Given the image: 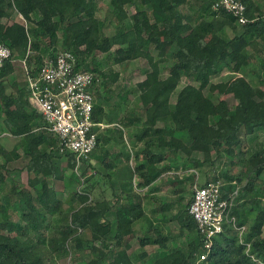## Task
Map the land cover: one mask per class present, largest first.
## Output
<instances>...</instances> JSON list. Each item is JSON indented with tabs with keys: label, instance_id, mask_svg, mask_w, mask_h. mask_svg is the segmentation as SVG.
I'll return each mask as SVG.
<instances>
[{
	"label": "trees",
	"instance_id": "trees-1",
	"mask_svg": "<svg viewBox=\"0 0 264 264\" xmlns=\"http://www.w3.org/2000/svg\"><path fill=\"white\" fill-rule=\"evenodd\" d=\"M216 1L0 0V40L12 51L0 73V135L19 138L21 144L20 150H8L0 141V264L65 259L70 264H264V5L239 0L249 20L241 25L232 14L214 11ZM101 2L110 9L104 19L97 15ZM128 8L135 13L130 15ZM15 14L26 25L12 21ZM109 26H114L112 36L106 34ZM65 51L77 57L78 69L99 80L94 120L136 129L134 172L147 195L184 157L183 164L198 168L221 165L204 184L220 183L222 199L232 203L234 224H225L210 249L189 213L193 191L188 203L185 189H179L176 200L154 198L145 208L136 195L125 199L128 204L115 195L93 201L91 186L72 193L65 204L58 184L67 171L75 172V156L60 153L58 138L29 102L26 79L24 85L14 82L16 90L8 92L15 62L26 60L35 75L45 59ZM99 54L107 64L148 63L145 79L135 89L141 115L112 110L110 116L108 94L120 75L102 71ZM163 64L169 65L166 76ZM227 71L236 75L213 83ZM184 79L190 84L178 91ZM226 94L237 101L234 109L219 99ZM102 140L98 136V146ZM95 153L86 162L88 169H93ZM196 153L203 159L194 158ZM107 155L102 161L110 169ZM18 161L25 162L29 177L23 188L10 176V165ZM166 161L169 165L159 167ZM156 215L161 216L158 224ZM139 222L146 223L142 234ZM173 222L180 224L179 235L165 230ZM180 236L187 240L178 245ZM134 240L144 251L131 253ZM152 246L158 250L145 251Z\"/></svg>",
	"mask_w": 264,
	"mask_h": 264
},
{
	"label": "built area",
	"instance_id": "built-area-1",
	"mask_svg": "<svg viewBox=\"0 0 264 264\" xmlns=\"http://www.w3.org/2000/svg\"><path fill=\"white\" fill-rule=\"evenodd\" d=\"M213 10L232 14L241 25L249 22L246 6L239 0H218ZM20 18L26 24L21 15ZM11 56V49L0 40V73ZM23 64L31 106L42 116L47 130L58 138L60 153L75 156L78 170L97 149L100 131L111 126L93 117L99 80L95 73L78 69L77 57L67 51L45 59L35 75L26 60ZM231 207V202L222 199L219 182L195 183L189 213L204 236L207 249L224 232L226 223L234 224V218H230ZM240 231L242 234L244 229Z\"/></svg>",
	"mask_w": 264,
	"mask_h": 264
},
{
	"label": "rangeland",
	"instance_id": "rangeland-1",
	"mask_svg": "<svg viewBox=\"0 0 264 264\" xmlns=\"http://www.w3.org/2000/svg\"><path fill=\"white\" fill-rule=\"evenodd\" d=\"M260 3H262V5H264V0H258ZM99 11H98V17L100 19H104L108 16H110V9H109V4L108 2H101L99 4ZM142 8V7H141ZM128 13L130 15L135 13V9L134 8H128ZM18 17V16H17ZM18 19V22H22L19 17L16 18V20ZM25 24V23H24ZM26 25V24H25ZM106 34L109 36H112L115 34V30H114V26H109L106 28ZM62 36V34L60 33V37ZM155 56H157V53H155ZM98 60L99 62H101V70L108 72L110 70L119 73V81L115 84H112V86L110 87V91L108 94V113L110 114L111 117L114 116L113 113H111L112 110H114L113 112H117V113H135L136 115H141L143 112L141 110V105L139 103L138 100V95L135 91L136 89V85L143 81L145 79V71L149 69L148 63L145 60H137V61H133V62H127L125 64L122 65H116L114 63L111 64H107L105 63V55H98ZM15 74L14 76H11L8 80V92L14 91L16 90V86L13 84L14 82L16 84H21L24 85L25 84V66L23 64V62H15ZM167 64H163L162 67L164 69L163 71V76H166L168 74V68H166ZM169 66V65H167ZM258 68V67H257ZM236 74L233 73L232 71H227L224 74H222L221 77L218 78H214L213 79V83L217 84V83H221V82H226L228 81L230 78L234 77ZM251 81L256 83V79L255 78H250ZM190 84V82H188L186 79L183 80L181 86L179 87L178 91L181 90L185 85ZM109 89V88H108ZM208 90H205V93H207ZM219 99H224L228 102L229 107L231 109H234L237 101L234 99V97L230 94V95H224L219 97ZM176 102V97L173 96V98H171V103L174 104ZM2 123V120L0 121V126ZM117 124V123H116ZM114 124L113 128L118 127V124L116 125ZM125 130V132H124ZM123 134H124V146L127 150H131L132 151L130 153H134V149H133V135L136 133V129L135 128H127V129H123ZM0 141L2 143L3 146H5L7 149L12 150L17 149L20 150L21 148V144L20 142H18V140L12 136H8V135H0ZM112 149H114L116 152H118V148L114 146H111ZM131 148V149H129ZM122 150V148L120 147V151ZM194 158L202 160V155L200 153H196L193 155ZM180 162L182 164H180L179 167H175L172 169L171 174L168 172L165 175H163V177L161 178V180H159V185L161 187V191L158 194H154V195H147V199H150L149 202H152L151 200L154 198L156 200H160L162 203L166 202V201H172L173 199L176 200L178 198V196L180 195V193H175V190H179V189H185V192L182 194L185 200V203L190 202L191 198H192V191H193V187L192 185H194L195 183H199V184H204L206 183L208 180H210L212 177H214L215 172H218V170H220L221 165L217 164L215 166V168H212L210 166H205L203 168H198L195 167L193 165L190 164H183L186 163V158H182V160H180ZM132 165H135V163L137 164V162L134 160V158L131 159V161L129 162ZM168 162H165L164 165H169ZM24 164L25 162L23 161H18L12 165H10V168L12 169V172L10 174V176L17 182V184L20 186V188L26 187L27 183H28V174L27 171L24 169ZM91 164H93L94 168L93 169H88L87 164H85L83 167H80L78 170H75V172H71V171H67L66 173V180L63 183H59L58 184V189L62 190V187L64 188V192L60 193L61 196H63V200L65 201V204L68 203V199L70 197V195L72 193H74L75 191L80 190H84L87 187H92V200L96 201L97 199H104L107 198L106 195L108 196V192H110L109 190L111 189L109 184H103V182L105 181V177L102 176L101 174H105L106 171L104 170V168L99 165L96 164L95 162H92ZM99 165V166H98ZM161 167V166H160ZM101 173V174H98ZM177 178V179H176ZM191 178L189 181H186L187 179ZM87 180H91L88 185L86 183ZM97 180H100V184H99V188L100 190H97V185L94 183H97ZM172 181H175L174 183H172ZM183 181L184 184H180L179 182ZM162 185V186H161ZM96 189V191H94ZM102 190H104L102 192ZM32 191V190H31ZM148 193V192H145ZM35 195V192H34ZM110 198V197H109ZM173 213H177L176 210H174ZM148 214H150V211H148ZM109 220L114 221L115 220V215H109L108 216ZM155 219V223L158 224V220L161 219L160 215H156L154 217ZM52 221V220H51ZM161 223H159L160 225ZM162 225V224H161ZM146 227V223H142V227L140 229V227H137L138 230L140 229L139 233L142 234V230H144ZM167 233H172L173 235H179L180 234V224L179 222H173V223H169L166 225L165 228ZM186 233V232H185ZM186 237L185 236H180L177 241H178V245H181L182 243H184L186 241ZM173 247L176 246V244L172 245ZM158 248L157 247H147L145 249V251H147L148 253H154L155 251H157ZM144 251L143 249H141L137 243V240L133 241V248L131 250V253H140ZM57 264H70L68 263V260H60L57 262ZM72 264V263H71ZM78 264H85L83 263H78Z\"/></svg>",
	"mask_w": 264,
	"mask_h": 264
},
{
	"label": "crops",
	"instance_id": "crops-1",
	"mask_svg": "<svg viewBox=\"0 0 264 264\" xmlns=\"http://www.w3.org/2000/svg\"><path fill=\"white\" fill-rule=\"evenodd\" d=\"M17 16L22 21L20 23L24 24L25 22L20 18L19 14H15L14 16H12V18H11L12 21L18 22V19L16 20V18H18ZM4 22H6V21H4ZM256 82H257V80H256ZM105 123H107V122L105 121ZM114 124H116V123L108 124L111 126L100 131L99 137L100 136L104 137V140H102L100 142V145L97 147L96 153H95L96 158L92 159L91 163L95 162L96 164L101 165L104 168V170L106 171V173L104 175L101 173H98V174H101L102 176L105 177V179H104L105 181L103 182V184H105V185L109 184L111 187V189L109 190L110 192H108V196L106 195L107 199H110V198H112L113 195H115L116 197H123L122 201H125V199L128 200V197H131L132 195H136V196L140 197V199L143 200V205H145L144 207L149 208L148 205H150L151 202H149L150 199L146 200L147 199V197H146L147 193H145V192H148V188H139L138 187L139 179L134 172V170H135L134 167H135L136 163H135V165H132L131 163H129L131 161L134 153H130L132 151L131 148H129L131 150H127L124 146V139L125 138H124L123 133L125 132V130L123 132V129H127V128H125L119 124H118V127L113 128ZM1 125H3V124L1 123ZM120 134H121V136H120ZM121 137H123V140L121 139ZM16 139L18 140V142L20 141L19 138H16ZM111 146H114L115 149L117 147L119 149L118 152H116L114 149H112ZM120 147L122 148L121 151H120ZM104 153H108L107 162L110 161V163H111L110 169H107L105 167L106 164H104L102 161V156L104 155ZM128 154L131 155V158L129 161L126 160V155H128ZM166 162H168V161H166ZM164 163L159 165V167L165 166ZM93 166L94 165L92 164V167ZM171 173L172 172H170V174ZM159 180H161V179H159ZM159 180L155 184L158 186V188L154 194H158L161 191V187L159 185V182H160ZM100 182H101L100 180H97V183H94L97 185V190H100V188H99ZM94 191H96V189ZM103 191L104 190H102V192ZM154 194H151V195H154ZM125 204H128V202L125 201ZM110 215H114V214L111 213ZM142 223L143 222H139L137 225L138 227H140V229L142 227Z\"/></svg>",
	"mask_w": 264,
	"mask_h": 264
}]
</instances>
